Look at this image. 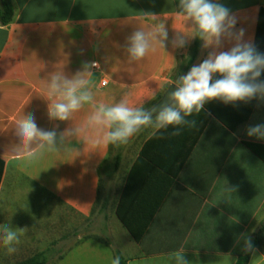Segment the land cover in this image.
<instances>
[{
  "label": "crops",
  "instance_id": "crops-1",
  "mask_svg": "<svg viewBox=\"0 0 264 264\" xmlns=\"http://www.w3.org/2000/svg\"><path fill=\"white\" fill-rule=\"evenodd\" d=\"M11 1L14 20L0 24L1 224L26 228L12 254L19 256L13 264L49 248L55 254L59 245L68 243L71 231L93 216L105 179L116 189L102 203L108 201L107 211L119 225L113 237L128 264H165L167 254L181 247L191 264H237L244 245L241 234L252 237L264 220V139L247 135L249 127L264 124V99L236 104L214 100L187 118L196 122L194 127L184 126L176 136L172 127L155 135L144 130L132 138L134 152L128 159L121 155L116 173L108 169L111 146L102 154L75 158V153L58 152L31 162L9 152L18 142L13 129L23 112L34 114L44 130L59 125L60 132L70 126V121H50L40 96L56 66L71 76L84 62H98L91 77L98 101L119 100L125 91L141 97L158 89L155 99H145L146 108L166 92L171 79L206 59L209 49H202L201 41L187 68L194 39L180 49L167 44L175 61L157 50L139 63H127V37L150 23L141 24L135 17L169 12L179 0ZM218 2L236 15V29H244V39L255 45L264 0ZM166 27L171 39V18ZM259 80L264 81V72ZM247 144L259 146L263 159ZM72 147L82 146L74 141ZM126 182L128 219H151L139 242L115 215ZM73 236H79L78 242L49 264H68L73 252L81 255L89 241L80 233ZM248 264H264V251L256 248Z\"/></svg>",
  "mask_w": 264,
  "mask_h": 264
},
{
  "label": "clouds",
  "instance_id": "clouds-1",
  "mask_svg": "<svg viewBox=\"0 0 264 264\" xmlns=\"http://www.w3.org/2000/svg\"><path fill=\"white\" fill-rule=\"evenodd\" d=\"M169 18L174 30L171 39L166 27ZM135 19L141 24L150 23L137 26L127 37L124 51L129 65L139 63L157 50H163L175 61L166 51L167 44L180 49L194 39L202 41V49H209L206 59L192 66L187 74L171 79L168 86L174 84L175 88L168 92L167 102L150 109L144 107L145 99H155L158 89L146 96L134 97L132 92L125 91L119 100L98 101L91 80L92 69L99 68L98 62H84L82 69L71 76L65 74L63 66H56L48 74L46 90L40 96L46 101L50 121L71 124L60 132L56 130L59 125L44 130L38 126L34 114L23 112L13 129L18 142L9 149L14 158L31 162L58 152L75 153V158L82 154H102L109 146L127 145L147 129L155 135L172 127L171 135H179L184 126L196 124L187 118L202 113L214 100L236 104L264 99V81L259 80L264 72V53L250 39H244L245 30L236 29V15L218 0H179L169 12L160 15L142 12ZM226 44L230 47L223 50ZM247 135L264 139V124L249 127ZM74 141L82 147H72ZM25 229L0 224V245L7 255L17 251ZM241 238L243 251L254 253L251 237L241 234ZM111 264H121V257L117 255ZM165 264L191 262L181 247L167 254Z\"/></svg>",
  "mask_w": 264,
  "mask_h": 264
},
{
  "label": "trees",
  "instance_id": "trees-1",
  "mask_svg": "<svg viewBox=\"0 0 264 264\" xmlns=\"http://www.w3.org/2000/svg\"><path fill=\"white\" fill-rule=\"evenodd\" d=\"M15 16V8L14 5L12 4L11 0H0V24L3 26H8L11 24L14 20ZM200 40L196 39L191 51L190 58L187 62V68L190 67L192 62L194 61L198 51H199V46H200ZM255 46L258 51L264 53V9L261 10L260 12V17H259V22H258V27H257V34H256V42ZM162 95L157 97V99L148 107H152L154 104H156L160 99ZM248 148L259 158L263 159V156L261 152H259L258 148L259 146L257 145H252V144H247ZM121 162V154H117L112 161L109 162L108 164V169H111L113 173H116L119 169ZM126 190L128 191V182H126L124 191L120 197L119 203L117 205L115 215L119 222L122 224V226L130 233V235L133 237L135 242H139L142 235L144 234L145 230L147 229L151 219H147L146 221H139L136 222L133 219H128V206H125L126 202ZM108 201L104 200L103 203L100 206L99 213L106 214L107 209H108ZM98 205V204H97ZM95 210L93 211L94 214ZM105 220L107 219V216L104 218ZM252 243L254 245V248H258L264 251V220L257 229V231L253 234L251 237ZM107 244L111 245L110 242H107ZM252 253H246L243 251L241 255L239 256V260L237 264H248L250 257ZM54 249L49 248L46 251H43L41 253H38L34 255L31 258H28L26 260L20 261L16 264H49L50 261L54 258ZM119 255L121 257V264H128L127 259L122 255V253L115 249V257Z\"/></svg>",
  "mask_w": 264,
  "mask_h": 264
},
{
  "label": "rangeland",
  "instance_id": "rangeland-1",
  "mask_svg": "<svg viewBox=\"0 0 264 264\" xmlns=\"http://www.w3.org/2000/svg\"><path fill=\"white\" fill-rule=\"evenodd\" d=\"M133 139L127 145L120 146L119 148L111 146V153L109 160L112 161L117 154L125 156V159L131 157L134 152V146L131 144ZM116 187L111 184L109 180L105 179L102 186L101 201L97 205L93 216L87 220L86 224L82 223L81 228L73 229L70 233V241L65 245H59L55 253V258L61 256L62 252L69 246H74L78 242L79 236L74 237L73 234H81L82 240H88V245L82 250L81 255L72 253V260L68 264H111V260L115 257V249H119L113 237V232L118 231L119 225L114 218L112 212H106L107 219L105 220L103 214L99 213L102 199L106 195L112 194ZM2 210L0 207V224L2 220ZM14 229V227H13ZM113 231V232H112ZM91 241V242H90ZM99 242V243H94ZM110 242L111 245L107 244ZM3 246L0 245V264H13L19 260V256L7 255L6 251L2 250ZM61 249V250H60ZM30 253H22L21 256H29ZM56 261V260H54Z\"/></svg>",
  "mask_w": 264,
  "mask_h": 264
},
{
  "label": "water",
  "instance_id": "water-1",
  "mask_svg": "<svg viewBox=\"0 0 264 264\" xmlns=\"http://www.w3.org/2000/svg\"><path fill=\"white\" fill-rule=\"evenodd\" d=\"M175 88V85L174 84H172V85H170L169 87H168V89L166 90V92L162 95V97H161V99L156 103V104H154L152 107H159V106H161V105H163L164 103H166L167 102V96H168V92H170L171 90H173ZM152 107H150V108H152ZM149 108V109H150ZM154 115H155V113H154Z\"/></svg>",
  "mask_w": 264,
  "mask_h": 264
}]
</instances>
